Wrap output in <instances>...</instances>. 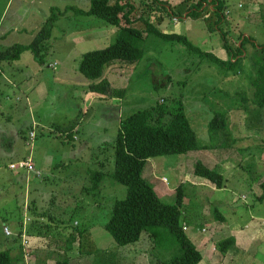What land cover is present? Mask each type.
<instances>
[{
    "label": "rangeland",
    "instance_id": "374dc122",
    "mask_svg": "<svg viewBox=\"0 0 264 264\" xmlns=\"http://www.w3.org/2000/svg\"><path fill=\"white\" fill-rule=\"evenodd\" d=\"M133 1L135 18L150 17L162 31L185 35L202 51L228 58L222 35L207 30L205 17L210 15L193 18L187 11L198 0H161L175 17L154 0ZM222 1L226 16L222 28L230 43L241 44L244 35L264 45L260 18L264 0ZM91 2L0 0V50L32 43L51 9L60 10L42 52L43 65L32 51L18 61L0 64V168L32 158L40 174L11 170L13 175L7 169L16 181L0 182V251L17 256L23 249L25 264H56L74 234L72 264H159L170 259L176 247L167 232L158 241L148 239L145 232L138 243L119 247L104 228L114 204L127 196V188L113 178L120 122L165 101L169 108L183 103L199 144L208 149L152 158L145 178L169 204L176 203L177 188L183 184L181 224L202 249L200 264H264V201L257 199L264 180V108L239 106L241 97H252L248 73L225 75L218 65L184 45L150 35L140 64L116 63L101 79L124 91L123 96L92 95L89 87L100 80L82 75V56L115 43L118 28L76 12L89 10ZM134 27L143 24L138 21ZM34 84L44 93H33ZM216 111L229 115L227 135L209 127ZM223 142L228 144L222 146ZM197 162L220 168L224 188L197 177ZM96 171L105 173L99 191L84 190L91 185L89 174ZM22 172L29 176L28 182ZM217 210L224 221L216 220ZM5 228L13 236L6 235ZM24 229L29 247L20 237ZM242 234L249 239L239 237Z\"/></svg>",
    "mask_w": 264,
    "mask_h": 264
},
{
    "label": "trees",
    "instance_id": "16d2710c",
    "mask_svg": "<svg viewBox=\"0 0 264 264\" xmlns=\"http://www.w3.org/2000/svg\"><path fill=\"white\" fill-rule=\"evenodd\" d=\"M154 1L157 5L164 6L163 10H166L165 3L161 0ZM224 8L222 0H198L196 4L187 8L193 18L202 17L204 14L210 15L205 17L207 30L209 33L219 32L222 35L223 48L227 53L228 58L221 59L212 52L202 51L185 35L162 31L158 25L151 22L150 17L141 15L135 18L136 5L133 0H92L89 10L77 8L76 12L101 19L106 24L117 27L118 37L115 43L104 49L83 54L79 70L88 80H100L89 87L91 92L115 95L120 98L124 91L115 90L110 82L101 80L105 71L116 63L132 66L140 64L146 54L144 44L148 37L153 35L165 41L184 45L191 53H196L203 59L218 65L225 75L248 73L252 97L248 99L241 97L243 104L239 106L246 108V104H253L262 109L264 108V45L257 44L253 37L241 35V44L233 46L228 39V32L222 28L226 19L223 13ZM260 8V18L264 24V4H261ZM59 12L58 8L51 9L47 24L29 45L16 44L0 50V64L18 61L24 52L32 51L36 61L43 65L42 52L46 49L44 48L46 42L51 39ZM167 12L175 17L172 8L169 10L167 8ZM138 21L143 24V28L134 27ZM246 63L249 69L246 68ZM167 80L171 81L169 78ZM225 112L228 111L225 110ZM228 124L229 115L216 111L209 127L211 131L225 132L227 135ZM226 143L223 142L222 146L228 144ZM203 149L208 147L199 144L197 132L185 112L183 103H175L169 108L165 105V101H160L146 110L121 120L115 144L113 178L127 188V196L114 204L111 217L104 225L117 246L134 245L141 240L145 232L148 233V239L158 241L159 237L167 232L172 237L176 252L170 259L159 261V264H200L203 261L201 251L187 236L181 224L185 199L183 184L177 188L176 203L169 204L159 197L153 184L144 176L145 167L152 158L184 155ZM194 168V174L197 177L209 181L218 189L224 188L225 177L220 168H210L202 162H197ZM89 177L91 185L88 188L84 187V190L99 191L105 173L91 172ZM259 187L261 194L257 196V199L263 202L264 180ZM217 211L216 220L224 221L223 214ZM83 233V230L78 232L80 235ZM17 238L14 237V241ZM74 241L75 235L72 234L68 241L70 244L66 247L68 251L61 254L62 257L56 261V264H72V257L67 252L72 251ZM22 251L23 249L17 256H14L10 250L0 251V264H25V253Z\"/></svg>",
    "mask_w": 264,
    "mask_h": 264
},
{
    "label": "crops",
    "instance_id": "0c3cea01",
    "mask_svg": "<svg viewBox=\"0 0 264 264\" xmlns=\"http://www.w3.org/2000/svg\"><path fill=\"white\" fill-rule=\"evenodd\" d=\"M211 1V0H210ZM20 60V59H19ZM56 67V64L54 65V67L52 66V68L54 69ZM29 80H33L32 79V76H31V78H29ZM40 83L41 82H39L38 83V85L40 86ZM38 85H36V84H34L33 85V93H34V91H36V93L38 94V92L39 93H44V90L43 89H40V87H37ZM30 86H31V84H30ZM38 89H37V88ZM92 95H98V93L97 92H94V93H91ZM40 97H41V95L39 94L38 95V99H40ZM28 98H30V96L28 97ZM12 163H13V161H12ZM11 164V162L9 163V164H6V165H8L7 167H5L4 169H2V168H0V182H3V183H7L8 181L9 182H14V181H16V179L13 177V176H11V175H9L8 174V171L10 170L9 169V165ZM7 169H9V170H7ZM11 171V170H10ZM2 173H5V174H7V176L6 175H3ZM11 173L13 174V172L11 171ZM21 174H24V175H22V177H24V178H26V181L28 182L29 181V176H27V174L25 173V172H22ZM14 175V174H13ZM15 176H19L18 174H16ZM165 178H162L161 179V181L164 183V180ZM168 183V182H167ZM165 185H167L166 183H164ZM30 201V200H29ZM29 214V213H28ZM25 222V221H24ZM41 222H43L44 223V219L43 218H41ZM23 223V221L20 223V226H21V224ZM31 223H33V221L31 222ZM31 227V226H30ZM247 227V226H246ZM20 228V227H19ZM234 234V233H233ZM239 237H242V238H244V240H245V237H246V239H249L248 238V235L247 234H242V235H240ZM36 238H38V239H41L39 236H37ZM241 239V238H240ZM69 241V240H68ZM67 241V243H66V247H67V245L68 244H70L69 242ZM197 246V245H196ZM66 247H65V250H66ZM197 248L201 251V253H202V255H203V260H204V254H203V252H202V249L200 248V245H199V247L197 246ZM66 251H68V250H66ZM66 251L65 252H60V253H62V254H65L66 253ZM69 252H71V251H69ZM69 252H67L68 254H69ZM74 255H76V253H74ZM71 257V256H70ZM76 257H79V256H77L76 255ZM43 264H45V262H43Z\"/></svg>",
    "mask_w": 264,
    "mask_h": 264
},
{
    "label": "built area",
    "instance_id": "2783aa9c",
    "mask_svg": "<svg viewBox=\"0 0 264 264\" xmlns=\"http://www.w3.org/2000/svg\"><path fill=\"white\" fill-rule=\"evenodd\" d=\"M9 169L14 170V171L15 170H22V171L24 170L27 172V174L35 173L36 175L40 176V174H38V171H35V169H34V163H33L32 158H28L26 160H22V161H19L17 163H11L9 165ZM5 233L8 236H13V233L8 228H5ZM21 236L23 239V244L25 246L29 247V242H28L27 237H26V230L25 229L22 231L20 237ZM24 250L27 251L25 248H24Z\"/></svg>",
    "mask_w": 264,
    "mask_h": 264
}]
</instances>
